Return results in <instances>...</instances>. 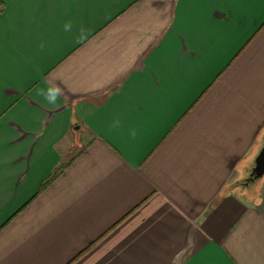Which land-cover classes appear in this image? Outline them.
<instances>
[{
	"label": "crops",
	"instance_id": "crops-1",
	"mask_svg": "<svg viewBox=\"0 0 264 264\" xmlns=\"http://www.w3.org/2000/svg\"><path fill=\"white\" fill-rule=\"evenodd\" d=\"M263 137L264 0H0V264H264Z\"/></svg>",
	"mask_w": 264,
	"mask_h": 264
},
{
	"label": "clouds",
	"instance_id": "clouds-1",
	"mask_svg": "<svg viewBox=\"0 0 264 264\" xmlns=\"http://www.w3.org/2000/svg\"><path fill=\"white\" fill-rule=\"evenodd\" d=\"M71 28H72L71 22H68L64 26L65 31H71ZM44 46H45L44 44H41L40 46L41 49H43ZM45 83H46V87L40 88L38 90V95L42 96L48 104L55 105L58 99L64 94L63 89L58 84L53 85L48 83L47 81ZM113 127L114 128L119 127V121H117ZM131 135L133 137L136 135L135 130L132 131Z\"/></svg>",
	"mask_w": 264,
	"mask_h": 264
},
{
	"label": "water",
	"instance_id": "water-1",
	"mask_svg": "<svg viewBox=\"0 0 264 264\" xmlns=\"http://www.w3.org/2000/svg\"><path fill=\"white\" fill-rule=\"evenodd\" d=\"M264 176V137H263V144L261 149L259 150L256 158H255V165L252 168L250 173L249 180H256Z\"/></svg>",
	"mask_w": 264,
	"mask_h": 264
},
{
	"label": "trees",
	"instance_id": "trees-1",
	"mask_svg": "<svg viewBox=\"0 0 264 264\" xmlns=\"http://www.w3.org/2000/svg\"><path fill=\"white\" fill-rule=\"evenodd\" d=\"M59 172H60V170L57 169V170L54 172L53 177H54L57 173H59ZM50 179L52 180V177L49 178V180H50ZM49 182H50V181H49Z\"/></svg>",
	"mask_w": 264,
	"mask_h": 264
},
{
	"label": "rangeland",
	"instance_id": "rangeland-1",
	"mask_svg": "<svg viewBox=\"0 0 264 264\" xmlns=\"http://www.w3.org/2000/svg\"><path fill=\"white\" fill-rule=\"evenodd\" d=\"M250 175V174H249Z\"/></svg>",
	"mask_w": 264,
	"mask_h": 264
}]
</instances>
